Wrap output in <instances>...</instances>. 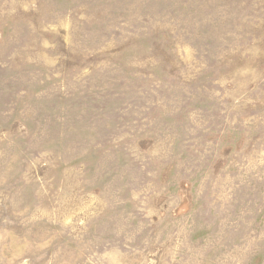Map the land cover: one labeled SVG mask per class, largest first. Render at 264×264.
<instances>
[{"label":"rangeland","instance_id":"374dc122","mask_svg":"<svg viewBox=\"0 0 264 264\" xmlns=\"http://www.w3.org/2000/svg\"><path fill=\"white\" fill-rule=\"evenodd\" d=\"M0 264H264V0H0Z\"/></svg>","mask_w":264,"mask_h":264}]
</instances>
